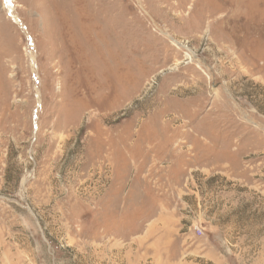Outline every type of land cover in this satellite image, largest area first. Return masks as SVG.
Wrapping results in <instances>:
<instances>
[{"label":"rangeland","instance_id":"rangeland-1","mask_svg":"<svg viewBox=\"0 0 264 264\" xmlns=\"http://www.w3.org/2000/svg\"><path fill=\"white\" fill-rule=\"evenodd\" d=\"M0 264H264V0H0Z\"/></svg>","mask_w":264,"mask_h":264},{"label":"built area","instance_id":"built-area-1","mask_svg":"<svg viewBox=\"0 0 264 264\" xmlns=\"http://www.w3.org/2000/svg\"><path fill=\"white\" fill-rule=\"evenodd\" d=\"M199 232H201V230H198Z\"/></svg>","mask_w":264,"mask_h":264}]
</instances>
